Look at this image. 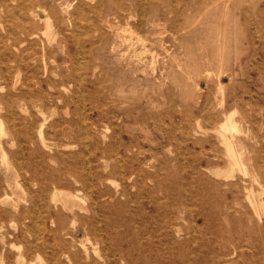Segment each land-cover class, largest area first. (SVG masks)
<instances>
[{
    "label": "rangeland",
    "instance_id": "obj_1",
    "mask_svg": "<svg viewBox=\"0 0 264 264\" xmlns=\"http://www.w3.org/2000/svg\"><path fill=\"white\" fill-rule=\"evenodd\" d=\"M0 264H264V0H0Z\"/></svg>",
    "mask_w": 264,
    "mask_h": 264
},
{
    "label": "bare ground",
    "instance_id": "obj_2",
    "mask_svg": "<svg viewBox=\"0 0 264 264\" xmlns=\"http://www.w3.org/2000/svg\"><path fill=\"white\" fill-rule=\"evenodd\" d=\"M39 9V8H38ZM37 14V13H36ZM35 14V15H36ZM35 18H37V17H35ZM48 24V23H47ZM111 28V27H110ZM48 32H50V31H48ZM48 32H46V33H48ZM49 35V34H48ZM56 37V36H55ZM78 38V37H77ZM55 39V38H54ZM51 42V41H50ZM56 57V56H55ZM46 70H47V68H45ZM17 87V86H16ZM67 91V90H66ZM70 91V90H69ZM224 100V99H223ZM85 102V101H84ZM10 106H11V103H10ZM173 107H174V105H173ZM9 112V111H8ZM236 114V113H235ZM231 115V114H230ZM228 120V119H227ZM226 122V121H225ZM229 122V121H228ZM227 122V123H228ZM226 123V124H227ZM225 124V125H226ZM229 124V125H228ZM227 125H228V128L230 127V129H231V131L233 130H237V126H235L233 123H228ZM251 128V127H250ZM2 129V128H1ZM225 129V128H224ZM229 129V130H230ZM226 131V130H225ZM238 131V130H237ZM227 132V131H226ZM231 133V132H230ZM106 138V137H105ZM43 139H44V137H43ZM42 140V139H41ZM52 142V141H51ZM216 143V142H215ZM232 142H229V145H230V148L232 147V144H231ZM235 143V142H234ZM219 144V143H218ZM86 146H88V145H86ZM88 148V147H87ZM13 149H14V147H13ZM106 149V148H105ZM115 149V148H114ZM135 149V148H134ZM139 149V148H138ZM232 150V149H231ZM120 151V150H119ZM235 151V150H234ZM233 150H232V155L234 156V158H235V161H236V164H237V166L239 167H241L243 164L241 163V161H240V159H239V157L236 155V153L234 152ZM91 154V153H90ZM160 160V159H159ZM3 163H4V161H3ZM241 169V168H240ZM242 172V171H241ZM245 173H246V171H245ZM248 191V190H247ZM251 192V191H250ZM250 195V194H249ZM6 196V195H5ZM4 196V197H5ZM11 196V195H10ZM14 196V195H13ZM248 196V195H247ZM78 198V197H77ZM249 198H251L250 196L248 197V200L250 201L251 199H249ZM255 198V197H254ZM255 200V199H254ZM250 203H251V201H250ZM253 203V202H252ZM254 203H255V201H254ZM252 205V204H251ZM252 207H254L253 205H252ZM257 207V206H256ZM253 209H255V211L257 212L258 210L254 207ZM258 213V212H257ZM259 217H260V215H259ZM260 221H261V219H260ZM18 248V247H17Z\"/></svg>",
    "mask_w": 264,
    "mask_h": 264
}]
</instances>
